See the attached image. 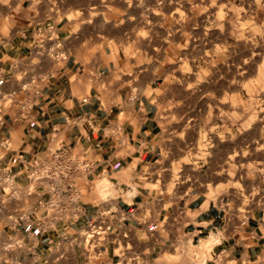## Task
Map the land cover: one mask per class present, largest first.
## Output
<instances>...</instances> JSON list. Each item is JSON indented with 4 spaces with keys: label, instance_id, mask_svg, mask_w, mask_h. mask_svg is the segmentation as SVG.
I'll return each mask as SVG.
<instances>
[{
    "label": "crops",
    "instance_id": "obj_1",
    "mask_svg": "<svg viewBox=\"0 0 264 264\" xmlns=\"http://www.w3.org/2000/svg\"><path fill=\"white\" fill-rule=\"evenodd\" d=\"M22 31L0 47V173L16 184L14 194L0 190V264H264V189L242 214L224 196L153 187L164 122L156 77L144 95L142 82L129 84L120 50L73 21ZM34 84L38 105L23 114ZM50 146L86 165L54 181L66 210L49 229L18 226L9 218L18 211H49L38 208L49 181L26 173Z\"/></svg>",
    "mask_w": 264,
    "mask_h": 264
},
{
    "label": "rangeland",
    "instance_id": "obj_2",
    "mask_svg": "<svg viewBox=\"0 0 264 264\" xmlns=\"http://www.w3.org/2000/svg\"><path fill=\"white\" fill-rule=\"evenodd\" d=\"M73 21L120 50L137 88L152 75L164 117L150 177L259 203L264 189V0H0V47L34 25Z\"/></svg>",
    "mask_w": 264,
    "mask_h": 264
},
{
    "label": "built area",
    "instance_id": "obj_3",
    "mask_svg": "<svg viewBox=\"0 0 264 264\" xmlns=\"http://www.w3.org/2000/svg\"><path fill=\"white\" fill-rule=\"evenodd\" d=\"M33 82V81H31ZM26 96L29 95V87L28 84L25 83L21 88ZM32 98L30 101L28 100L26 103H21V107L23 109V114L30 112L38 105V99L40 96V88L37 85H33L31 88ZM28 94V95H27ZM29 98V96H28ZM81 120V116L76 115L71 118V121L76 123ZM3 146L8 147V135L4 136L2 139ZM17 158L21 161L24 160V155L22 152L17 154ZM81 162V161H80ZM73 160L70 155V148L62 147V146H50L47 149V155L44 159L34 158L32 161V167L27 171L26 177L29 179L35 180H44L47 179L49 181V190L50 196L44 201L38 202L39 207L48 208L49 211H45L43 214L39 216L35 215V211L31 214H28L25 211H18L17 215H11L9 218L11 222L20 226V225H30L34 229L39 231H46L50 228V224L55 219V217H60L65 212V207H63L60 203L57 202L59 197V190L56 189L54 185V181L63 178L64 176L71 175L74 171L79 169V165H86L83 161L81 163ZM16 189V184L11 175H1L0 173V190L3 193H7L9 195L14 194Z\"/></svg>",
    "mask_w": 264,
    "mask_h": 264
}]
</instances>
